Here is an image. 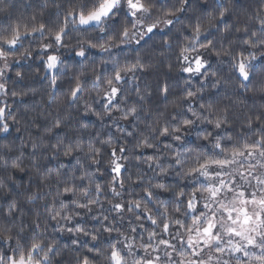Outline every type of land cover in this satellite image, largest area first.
Wrapping results in <instances>:
<instances>
[{
  "label": "snow or ice",
  "instance_id": "obj_1",
  "mask_svg": "<svg viewBox=\"0 0 264 264\" xmlns=\"http://www.w3.org/2000/svg\"><path fill=\"white\" fill-rule=\"evenodd\" d=\"M0 264H264V0H0Z\"/></svg>",
  "mask_w": 264,
  "mask_h": 264
},
{
  "label": "trees",
  "instance_id": "obj_2",
  "mask_svg": "<svg viewBox=\"0 0 264 264\" xmlns=\"http://www.w3.org/2000/svg\"><path fill=\"white\" fill-rule=\"evenodd\" d=\"M173 63L175 59L173 57ZM17 70L23 71L25 73V79L23 81H16L15 72ZM165 68H161L159 72H150L145 75V81L152 84L155 87V83L160 80L168 79L169 83L172 85L173 92H178L183 84L181 75L177 74L175 70L165 76ZM15 81V83H14ZM7 86L9 89H15L16 91L28 92L26 96H18L16 98L8 97L7 101L13 110L20 116L27 115L29 118L35 117L38 113H47L49 109L45 107V102L48 100V96L45 94L47 90V80L44 79L43 72L37 73L36 64L34 62H25L23 65H15L7 73ZM30 89H35V94H33ZM95 95V93H93ZM55 108V105L52 106ZM43 117L40 119V123H43ZM23 126L24 121H21ZM26 136V134H23ZM19 143V141H17ZM35 190V189H33Z\"/></svg>",
  "mask_w": 264,
  "mask_h": 264
}]
</instances>
